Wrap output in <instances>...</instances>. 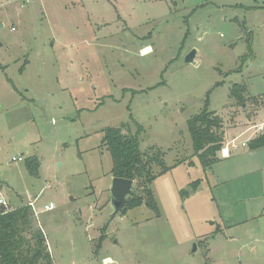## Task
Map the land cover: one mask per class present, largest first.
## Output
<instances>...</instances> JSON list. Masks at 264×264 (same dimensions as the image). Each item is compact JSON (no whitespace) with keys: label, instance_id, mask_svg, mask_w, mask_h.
I'll return each instance as SVG.
<instances>
[{"label":"rangeland","instance_id":"374dc122","mask_svg":"<svg viewBox=\"0 0 264 264\" xmlns=\"http://www.w3.org/2000/svg\"><path fill=\"white\" fill-rule=\"evenodd\" d=\"M206 99L240 133L209 167L186 125ZM108 126L162 151L157 215L114 213ZM263 131L264 0H0V192L33 202L55 264H264Z\"/></svg>","mask_w":264,"mask_h":264},{"label":"trees","instance_id":"16d2710c","mask_svg":"<svg viewBox=\"0 0 264 264\" xmlns=\"http://www.w3.org/2000/svg\"><path fill=\"white\" fill-rule=\"evenodd\" d=\"M247 50H252L250 41H247ZM245 90V85L234 83L229 93L242 104L245 102L243 96ZM186 125L191 139L192 154L199 157L203 167L211 166L218 160L217 153L223 148L224 130L221 116L209 109L206 99L202 109L190 116ZM248 144L251 150L264 147V133L251 138ZM101 145L110 153L112 177L136 180L139 185L146 186L137 192L133 183L131 193L119 211L120 214L124 215L128 210L144 205L157 215L158 207L149 184L156 176L169 169L162 151L154 147L140 150L137 133L123 130L122 126L105 127L102 131ZM33 163L34 158L27 159L30 171ZM178 163L180 162L176 164ZM154 167L159 170L156 172ZM197 183L198 180L191 184V191ZM190 190L182 189L180 193L185 196ZM33 216L32 207L28 203L12 209L0 205V264H55L42 230L32 226ZM103 237L104 235L99 237L97 248Z\"/></svg>","mask_w":264,"mask_h":264},{"label":"water","instance_id":"95a60500","mask_svg":"<svg viewBox=\"0 0 264 264\" xmlns=\"http://www.w3.org/2000/svg\"><path fill=\"white\" fill-rule=\"evenodd\" d=\"M195 57V50H190L186 56L185 61L188 63H192ZM133 186V180L125 179V178H118L112 177L111 186H110V196H111V203L114 208V213L119 212L120 209L126 203L127 196L130 195Z\"/></svg>","mask_w":264,"mask_h":264},{"label":"crops","instance_id":"0c3cea01","mask_svg":"<svg viewBox=\"0 0 264 264\" xmlns=\"http://www.w3.org/2000/svg\"><path fill=\"white\" fill-rule=\"evenodd\" d=\"M149 49V47H145V50H148ZM255 118H256V116H255ZM255 118L252 120V122L257 126V124L255 123ZM260 128H261V126H260ZM223 130H224V140H226V141H228V145H230V143L232 142L233 143V141L235 140V137L236 136H238L239 134L238 133H236L235 134V136H233V138L232 139H230V140H227V132H226V129L225 128H223ZM234 130H237V129H234ZM259 133H262V132H257L253 137H255L256 135H258ZM263 133H264V131H263ZM252 137V138H253ZM225 141V142H226ZM225 142H223L224 144H226ZM228 145H223V149H225L224 150V152L221 154V157H222V159H225V158H228V157H230L231 156V153L236 149V148H234L233 150H231L230 148H229V146ZM235 147V146H234ZM259 149V148H258ZM255 150H257V149H255ZM227 152H228V154H227ZM224 224H226V222H224ZM49 252H50V248H49ZM105 261L106 262H102V264H111V263H114V262H107V261H111L112 259L110 258V257H105ZM55 263V262H54Z\"/></svg>","mask_w":264,"mask_h":264},{"label":"built area","instance_id":"2783aa9c","mask_svg":"<svg viewBox=\"0 0 264 264\" xmlns=\"http://www.w3.org/2000/svg\"><path fill=\"white\" fill-rule=\"evenodd\" d=\"M23 2H28V0H22ZM242 145H244V143H242ZM224 150L225 149H223L222 148V150H221V153H223L224 152ZM22 158L21 157H15V156H12L11 157V160H21ZM28 204H30L31 205V207H32V210H33V214L35 215V212H34V206H33V202H29ZM0 205H6V202H5V200H4V198H3V196H2V194H1V192H0ZM53 207V204L50 202L49 204H45L44 205V210H47V209H50V208H52Z\"/></svg>","mask_w":264,"mask_h":264},{"label":"bare ground","instance_id":"6f19581e","mask_svg":"<svg viewBox=\"0 0 264 264\" xmlns=\"http://www.w3.org/2000/svg\"><path fill=\"white\" fill-rule=\"evenodd\" d=\"M108 262V261H107Z\"/></svg>","mask_w":264,"mask_h":264}]
</instances>
